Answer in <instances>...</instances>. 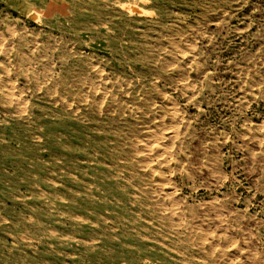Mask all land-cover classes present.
I'll return each mask as SVG.
<instances>
[{
	"label": "rangeland",
	"instance_id": "obj_1",
	"mask_svg": "<svg viewBox=\"0 0 264 264\" xmlns=\"http://www.w3.org/2000/svg\"><path fill=\"white\" fill-rule=\"evenodd\" d=\"M137 254L264 264V0L0 1V264Z\"/></svg>",
	"mask_w": 264,
	"mask_h": 264
},
{
	"label": "bare ground",
	"instance_id": "obj_2",
	"mask_svg": "<svg viewBox=\"0 0 264 264\" xmlns=\"http://www.w3.org/2000/svg\"><path fill=\"white\" fill-rule=\"evenodd\" d=\"M172 25V24H171ZM123 26V25H122ZM145 28V27H144ZM169 32V31H168ZM171 33V32H170ZM176 34V33H175ZM129 37V36H128ZM187 41V40H186ZM186 44V43H185ZM145 46V45H144ZM196 54V53H195ZM183 55V54H182ZM187 57V56H186ZM173 61V60H172ZM189 62V61H188ZM189 64V63H188ZM187 64V65H188ZM96 69V68H95ZM98 70V69H97ZM159 72V71H158ZM172 72V71H171ZM194 72V71H193ZM167 74V73H166ZM117 76V75H116ZM168 76V75H167ZM112 77V76H111ZM127 95V94H126ZM7 97V96H6ZM55 99V98H54ZM38 123V122H37ZM45 131V130H44ZM175 131V130H174ZM170 132H172V134H173V131H170ZM148 133V132H147ZM53 137V136H52ZM56 140V139H55ZM64 140V139H63ZM18 141V140H17ZM148 142V141H147ZM144 143V142H143ZM152 143H153V141H152ZM136 144V143H135ZM157 145H159V144H157ZM165 145V144H164ZM47 146V145H46ZM5 148V147H4ZM164 148V147H163ZM62 149V148H61ZM149 149V148H148ZM142 150V149H141ZM162 150V149H161ZM61 151V150H60ZM135 151V150H134ZM45 152V151H44ZM136 152V151H135ZM138 152V151H137ZM140 153H143V151L142 152H140ZM146 154V153H145ZM31 155V154H30ZM52 155V154H51ZM68 155V154H67ZM34 156V155H33ZM165 156V155H164ZM8 157V156H7ZM70 158V157H69ZM70 159H72V158H70ZM152 159V158H151ZM17 160V159H16ZM50 160V159H49ZM20 161V160H19ZM155 161V160H154ZM40 162H41V160H40ZM151 162V161H150ZM159 162V161H158ZM66 163V162H65ZM69 165V164H68ZM158 168V167H157ZM66 169V168H65ZM68 169V168H67ZM56 171V170H55ZM71 172V171H70ZM46 174V173H45ZM66 174H67V172H66ZM188 174V173H187ZM190 175V174H189ZM104 177V176H103ZM158 178V177H157ZM29 179V178H28ZM73 179V178H72ZM80 179V178H79ZM166 179V178H165ZM16 180V179H15ZM42 180V179H41ZM40 180V181H41ZM115 180V179H114ZM137 181V180H136ZM165 181V180H164ZM122 182V181H121ZM125 182V181H124ZM166 182V181H165ZM132 183H134V182H132ZM164 183V182H163ZM32 184V183H31ZM33 185V184H32ZM99 185V184H98ZM130 185V184H129ZM151 185V184H150ZM82 186V185H81ZM84 186V185H83ZM88 186V185H87ZM107 186V185H106ZM105 186V187H106ZM113 186V185H112ZM115 186V185H114ZM163 186V185H162ZM116 187V186H115ZM87 188V187H86ZM96 188V187H95ZM139 188V187H138ZM78 189V188H77ZM102 189V188H101ZM105 189V188H104ZM143 189H144V187H143ZM155 189V188H154ZM108 190V189H107ZM130 191V190H129ZM147 191V190H146ZM158 191H160V190H158ZM68 192V191H67ZM94 192V191H93ZM100 192V191H99ZM90 193H91V191H90ZM166 193V192H165ZM164 193V194H165ZM168 193V192H167ZM46 194V193H45ZM134 194V193H133ZM169 194H170V197H172V195H171V193L169 192ZM175 194V193H174ZM67 195V194H66ZM97 195V194H96ZM128 196V195H127ZM132 196V195H131ZM130 196V197H131ZM143 196H144V194H143ZM178 196V195H177ZM155 197H156V195H155ZM158 197V196H157ZM162 197H164V196H162ZM174 197V196H173ZM208 197V196H207ZM60 198V197H59ZM80 198V197H79ZM90 198V197H89ZM108 198V197H107ZM159 198V197H158ZM32 199V198H31ZM146 199H149L148 197L146 198ZM160 199V198H159ZM80 200V199H79ZM96 200V199H95ZM126 200V199H125ZM144 200V199H143ZM166 200V199H165ZM171 200V199H170ZM169 200V201H170ZM78 201V200H77ZM88 201H90V200H88ZM127 201V200H126ZM155 201V200H154ZM160 201V200H159ZM147 202H149V201H147ZM164 202V201H163ZM216 202V201H215ZM227 202V201H226ZM102 203V202H101ZM155 203V202H154ZM168 203V202H167ZM166 203V204H167ZM223 203V202H222ZM81 204V203H80ZM110 204V203H109ZM133 204H135V201L133 200V198H129V202H127V205L129 206L128 208H130V207H133ZM156 204H157V202H156ZM103 205V204H102ZM145 205V204H144ZM77 206V205H76ZM119 206V205H118ZM121 206V205H120ZM169 206V205H168ZM173 206V205H172ZM71 207V206H70ZM87 207H89V205H87ZM91 207H92V204H91ZM103 207H104V205H103ZM136 207H139V209H142L143 210V207L140 205H137ZM142 207V208H141ZM77 208V207H76ZM79 208V207H78ZM95 208V207H94ZM93 208V209H94ZM99 208H100V206H99ZM108 208V207H107ZM114 208V207H113ZM118 208V207H117ZM116 208V209H117ZM191 208V207H190ZM98 209V208H97ZM135 209V208H134ZM133 209V210H134ZM148 209V208H147ZM192 209H193V207H192ZM199 209V208H198ZM81 210V209H80ZM102 210V209H101ZM146 210V209H145ZM160 212H161V210H159ZM84 212V211H83ZM100 212V211H99ZM121 212V211H120ZM139 212V211H138ZM159 212V213H160ZM164 212V211H163ZM163 212H161V213H163ZM85 213V212H84ZM83 213V214H84ZM149 213V212H148ZM60 214H61V212H60ZM102 214V213H101ZM107 214V213H106ZM128 214V213H127ZM130 214V213H129ZM169 214V213H168ZM86 215V214H85ZM108 215V214H107ZM116 215H118V214H116ZM152 215V214H151ZM113 217V216H112ZM117 217V216H116ZM119 217V216H118ZM124 217H125V214H124ZM175 217V216H174ZM61 218V217H60ZM122 218V217H121ZM127 218V217H126ZM160 218V217H159ZM101 219H103V218H101ZM112 219V218H111ZM71 220V219H70ZM92 220V219H91ZM149 220V219H148ZM159 221H160V219H158ZM90 221V220H89ZM118 221V220H117ZM131 221V220H130ZM74 222V221H73ZM127 222V221H126ZM144 222V221H143ZM157 222V221H156ZM112 223V222H111ZM138 223V222H137ZM141 223V222H140ZM155 223V222H154ZM161 223V222H160ZM167 223V222H166ZM180 223V222H179ZM117 224V223H116ZM128 224V223H127ZM87 225V224H86ZM89 225V224H88ZM145 225V224H144ZM156 225H158V224H156ZM113 226V225H112ZM190 226V225H189ZM91 227V226H90ZM95 227V226H94ZM142 227V226H141ZM149 227H151V226H149ZM160 227H162V226H160ZM60 228V227H59ZM91 228H93V227H91ZM120 228H122V227H120ZM137 228V227H136ZM71 229V228H70ZM72 229H74V228H72ZM77 229V228H76ZM110 229V228H109ZM204 229V228H203ZM88 230V229H87ZM90 230V229H89ZM96 230V229H95ZM170 230V229H169ZM182 230V229H181ZM64 231H66V230H64ZM91 231V230H90ZM120 231V230H119ZM141 231V230H140ZM67 232V231H66ZM98 232H100V231H98ZM121 232V231H120ZM127 232V231H126ZM135 232V231H134ZM183 232V231H182ZM201 232V231H200ZM122 233V232H121ZM143 233V232H142ZM145 233H147V232H145ZM89 234V233H88ZM95 234V233H94ZM93 234V235H94ZM114 234V233H113ZM138 234H140V233H138ZM131 235V234H126L125 232H124V235H123V240L122 241H117V244L119 245V246H125V245H127V244H129L131 241H133V242H135V244H137V243H143L144 242V240H143V238L140 236V235ZM234 234V233H233ZM170 235V234H169ZM168 235V236H169ZM225 235V234H224ZM90 236V235H89ZM187 236V235H186ZM205 236V235H204ZM216 236V235H215ZM152 237V236H151ZM156 237V236H155ZM159 237V236H158ZM96 238H98V237H96ZM171 238V237H170ZM183 238V237H182ZM193 238V237H192ZM202 239H203V237H201ZM227 238V237H226ZM229 238V237H228ZM152 239V238H151ZM183 239H185V238H183ZM195 239V238H194ZM204 240V239H203ZM206 240V239H205ZM58 241V240H57ZM125 241H128V243H124ZM167 241V240H166ZM71 242V241H70ZM91 242V241H90ZM178 242H179V240H178ZM215 242V241H214ZM218 242V241H217ZM144 243H146V242H144ZM150 243V242H149ZM154 243V242H153ZM196 243V242H195ZM200 243V242H199ZM225 243V242H224ZM157 244V243H156ZM155 244V245H156ZM167 244V243H166ZM175 244V243H174ZM193 244V243H192ZM201 244V243H200ZM221 244V243H220ZM227 244V243H226ZM247 244V243H246ZM249 244H251V243H249ZM108 245V244H107ZM154 245V244H153ZM169 245V244H168ZM185 245V244H184ZM231 245V244H230ZM58 246V245H57ZM187 246V245H186ZM193 246V245H192ZM197 246V245H196ZM201 246V245H200ZM248 246V245H247ZM110 247V246H109ZM81 248V247H80ZM85 248V247H84ZM113 248H115V247H113ZM201 248V247H200ZM86 249V248H85ZM100 249V248H99ZM139 249V248H138ZM179 249H180V247H179ZM181 249H182V247H181ZM203 249V248H202ZM214 249V248H213ZM121 250V249H120ZM136 250V249H135ZM153 250V249H152ZM195 250V249H194ZM126 251V250H125ZM186 251V250H185ZM190 251V250H189ZM192 251V250H191ZM200 251V250H199ZM213 251V250H212ZM84 252V251H83ZM161 252V251H160ZM10 253V252H9ZM40 253V252H39ZM79 253V252H78ZM102 253H103V251H102ZM109 253V252H108ZM137 253V252H136ZM163 253V252H162ZM195 253V252H194ZM57 254V253H56ZM83 254V253H82ZM160 254V253H159ZM206 254V253H205ZM72 255V254H71ZM125 255V254H124ZM197 255V254H196ZM199 255V254H198ZM175 256V255H174ZM178 256V255H177ZM190 256V255H189ZM38 257V256H37ZM46 257V256H45ZM82 257H83V255H82ZM145 257L146 258H148V264H164V260L160 257V256H158V255H156V254H152L151 256H142V254H137L136 256H135V258H136V260H140V261H144V259H145ZM183 257V256H182ZM198 257V256H197ZM203 257V256H202ZM258 257V256H257ZM47 258V257H46ZM104 258H106L105 256H104ZM128 258V257H127ZM259 258V257H258ZM30 259H32V258H30ZM84 259V258H83ZM156 259H158L159 261H157V262H155V260ZM209 260V259H208ZM223 260V259H222ZM247 260V259H246ZM264 260V259H263ZM87 261V260H86ZM112 261V260H111ZM134 261V260H133ZM197 261V260H196ZM107 262H109V261H107ZM114 262H116V261H114ZM99 263V262H98ZM62 264V263H61ZM89 264V263H88Z\"/></svg>",
	"mask_w": 264,
	"mask_h": 264
},
{
	"label": "crops",
	"instance_id": "obj_3",
	"mask_svg": "<svg viewBox=\"0 0 264 264\" xmlns=\"http://www.w3.org/2000/svg\"><path fill=\"white\" fill-rule=\"evenodd\" d=\"M4 2L13 11L18 13L32 14L33 11H41L46 9L51 0H0Z\"/></svg>",
	"mask_w": 264,
	"mask_h": 264
}]
</instances>
